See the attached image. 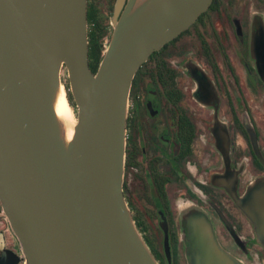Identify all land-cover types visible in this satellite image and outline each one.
<instances>
[{
  "label": "water",
  "instance_id": "1",
  "mask_svg": "<svg viewBox=\"0 0 264 264\" xmlns=\"http://www.w3.org/2000/svg\"><path fill=\"white\" fill-rule=\"evenodd\" d=\"M212 1L117 0L94 73L88 0H0V202L20 249L0 232V264H160L123 191L130 92L152 53ZM62 86L77 118L71 138L55 109ZM260 197L264 186L239 204L262 210ZM194 245L190 264H234L206 235Z\"/></svg>",
  "mask_w": 264,
  "mask_h": 264
},
{
  "label": "flooded vegetation",
  "instance_id": "2",
  "mask_svg": "<svg viewBox=\"0 0 264 264\" xmlns=\"http://www.w3.org/2000/svg\"><path fill=\"white\" fill-rule=\"evenodd\" d=\"M116 4L88 0L89 50L95 26L101 57ZM257 186H264V0H213L135 75L123 191L160 264H190L202 235L234 264H264V204L245 202L248 211L239 204Z\"/></svg>",
  "mask_w": 264,
  "mask_h": 264
},
{
  "label": "bare ground",
  "instance_id": "3",
  "mask_svg": "<svg viewBox=\"0 0 264 264\" xmlns=\"http://www.w3.org/2000/svg\"><path fill=\"white\" fill-rule=\"evenodd\" d=\"M55 109L58 117L61 119L67 137L71 138L77 118L68 102L64 86L61 87L58 93Z\"/></svg>",
  "mask_w": 264,
  "mask_h": 264
},
{
  "label": "trees",
  "instance_id": "4",
  "mask_svg": "<svg viewBox=\"0 0 264 264\" xmlns=\"http://www.w3.org/2000/svg\"><path fill=\"white\" fill-rule=\"evenodd\" d=\"M93 34H94V44H92V47H91V50H89V55H90V66H91V69L94 73L97 72L98 70V67H99V64L102 60L103 57H101L100 53H97L96 50H99L100 49V46L98 43H96L97 41V37L99 36V34L102 32V30H95V26L93 28ZM64 84L65 86L67 87V91L69 92V99L71 100L72 102V105H76L75 102H74V99H73V96L71 94V91H70V86H69V82L68 81H64Z\"/></svg>",
  "mask_w": 264,
  "mask_h": 264
},
{
  "label": "rangeland",
  "instance_id": "5",
  "mask_svg": "<svg viewBox=\"0 0 264 264\" xmlns=\"http://www.w3.org/2000/svg\"><path fill=\"white\" fill-rule=\"evenodd\" d=\"M109 44V43H108ZM107 45V44H106ZM62 80H63V83L64 81H68L69 82V79H68V71L66 68L63 69V72H62ZM68 97H69V92H68ZM70 103L72 104L71 100H70ZM74 107V111L75 113H77V107L76 105H73ZM8 221V220H7ZM5 224L4 228H5V235H6V245L9 249H12L14 250L15 252H20V249H19V242L17 240V237L15 236V234L7 229V224L4 220V222L2 224H0V227H3V225Z\"/></svg>",
  "mask_w": 264,
  "mask_h": 264
},
{
  "label": "built area",
  "instance_id": "6",
  "mask_svg": "<svg viewBox=\"0 0 264 264\" xmlns=\"http://www.w3.org/2000/svg\"><path fill=\"white\" fill-rule=\"evenodd\" d=\"M4 220H5L6 224H7L6 225L7 226V229L11 230L10 229V226L8 224L7 218H6V216H5L4 212H3L1 202H0V224H2L4 222ZM4 226H5V224L3 225V227Z\"/></svg>",
  "mask_w": 264,
  "mask_h": 264
}]
</instances>
